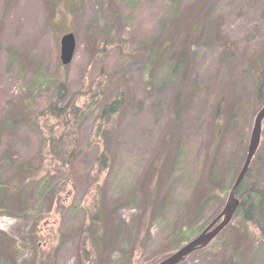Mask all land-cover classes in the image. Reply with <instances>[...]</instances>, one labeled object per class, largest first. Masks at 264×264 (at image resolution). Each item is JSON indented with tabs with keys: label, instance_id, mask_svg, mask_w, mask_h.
<instances>
[{
	"label": "rangeland",
	"instance_id": "rangeland-1",
	"mask_svg": "<svg viewBox=\"0 0 264 264\" xmlns=\"http://www.w3.org/2000/svg\"><path fill=\"white\" fill-rule=\"evenodd\" d=\"M66 33L76 50L63 68ZM261 61L264 0H0V232L17 247L0 264L51 254L55 264H157L200 235L243 164L263 105L254 95ZM57 82L61 107L100 101L74 130L75 157L64 169L46 150L51 131L64 130L45 114ZM120 93L122 109L98 120L100 105ZM7 119L20 124L7 130ZM253 162L264 186V120ZM15 182L21 190L9 193ZM227 226L180 264L233 255L264 264L257 230L239 218Z\"/></svg>",
	"mask_w": 264,
	"mask_h": 264
},
{
	"label": "trees",
	"instance_id": "trees-1",
	"mask_svg": "<svg viewBox=\"0 0 264 264\" xmlns=\"http://www.w3.org/2000/svg\"><path fill=\"white\" fill-rule=\"evenodd\" d=\"M196 23H193L189 32L191 35L197 33ZM62 66V65H61ZM66 68L67 66H62ZM254 68V67H253ZM256 70V71H255ZM255 103L257 105H261L264 103V94H263V86H264V63L261 61L257 63V68H255ZM54 98L51 104L45 111V114L49 117H52L61 122L60 126H63L64 129L59 135L54 136V132L51 131V134L48 136L47 142V153L48 156L57 163L58 167L61 169L67 168L70 162L75 157V142L72 139V135L74 134V130L78 127V125L84 121V119L93 112V107L99 106L100 101L99 97L97 99L95 96H92L89 101L81 105L80 107L76 105L74 101L77 102L76 99L70 100V103L62 106L63 97L65 94V88L60 83L57 82L53 89ZM123 94L120 93L118 97L112 101L110 104H101L100 110L98 113V120L104 122L111 118L113 115L117 114L123 107ZM220 106L219 102L215 108V118L220 115ZM20 122L17 119H7L4 125V128L7 130H12L16 128ZM220 125H216L215 127V137L210 145V151L213 150V158L216 156V148L220 145V140L222 139V133L220 134ZM99 130V129H98ZM220 134V135H219ZM219 135V136H218ZM42 147L45 148L43 144ZM215 155V156H214ZM102 162V161H101ZM102 164L105 166V160L103 159ZM252 165V166H251ZM253 166L254 162L252 161L249 167L247 174L245 175L243 181L241 182L237 192L236 197L239 200V206L234 214L233 219L239 218V223L242 228L245 229V225H252L258 232L259 238L264 241V186L260 179L254 177L253 175ZM21 168L23 167L20 166ZM24 170V168H22ZM224 172L223 175H229L233 180L235 174L231 175V169L228 170V165L224 164ZM220 175V176H223ZM219 176V177H220ZM218 177V178H219ZM208 181L211 184L214 183V179L211 176L208 177ZM209 188L206 183L204 184V189ZM22 186H19L16 182L11 186H8L6 190L9 193H17L20 191ZM2 189L0 187V194ZM201 204H204V201L201 200ZM201 204L199 207H201ZM97 214L91 216V223L93 224L96 221ZM232 219V220H233ZM232 222V221H231ZM228 227V226H227ZM226 227V228H227ZM225 228V229H226ZM187 238L186 232H183L180 236L181 241L177 242L181 243L183 239ZM90 244V241H89ZM93 246L90 244L89 248L92 252L97 255V252L92 248ZM89 249V250H90ZM0 258L1 259H13L15 254L17 253V247L9 241L6 236H4L0 232ZM16 252V253H15ZM88 254V253H85ZM86 256V255H85ZM54 254L49 256V261L44 260V258H37L35 264H55ZM17 258V257H16ZM15 258V259H16ZM185 260V259H184ZM183 260V261H184ZM5 264V262L1 263ZM225 264H238L237 255L231 256Z\"/></svg>",
	"mask_w": 264,
	"mask_h": 264
},
{
	"label": "water",
	"instance_id": "water-1",
	"mask_svg": "<svg viewBox=\"0 0 264 264\" xmlns=\"http://www.w3.org/2000/svg\"><path fill=\"white\" fill-rule=\"evenodd\" d=\"M75 48L76 40L72 33H66L61 37L59 41V60L63 66H67L71 63ZM263 120L264 104L254 117L243 164L228 192L226 202L221 212L206 226L200 235L157 264H180L193 252L205 248L231 222L239 206L236 192L247 174L260 144Z\"/></svg>",
	"mask_w": 264,
	"mask_h": 264
}]
</instances>
